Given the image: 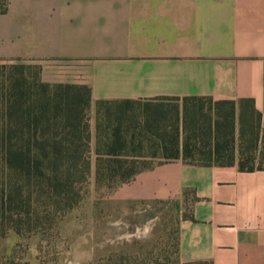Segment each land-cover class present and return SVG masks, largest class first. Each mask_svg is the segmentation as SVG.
<instances>
[{"label": "crops", "instance_id": "obj_1", "mask_svg": "<svg viewBox=\"0 0 264 264\" xmlns=\"http://www.w3.org/2000/svg\"><path fill=\"white\" fill-rule=\"evenodd\" d=\"M12 59L38 65L45 83L90 89L93 155L104 103L164 112L179 154L204 139L186 125L185 99L211 100V142L216 103H235L237 117L250 101L264 128V0H9L0 60ZM131 185L140 201H190L178 224V264H264V169L178 160Z\"/></svg>", "mask_w": 264, "mask_h": 264}, {"label": "trees", "instance_id": "obj_2", "mask_svg": "<svg viewBox=\"0 0 264 264\" xmlns=\"http://www.w3.org/2000/svg\"><path fill=\"white\" fill-rule=\"evenodd\" d=\"M8 5L9 0H0V15ZM210 103L185 99L186 125L198 126L204 139L199 148L187 144L184 154L178 153L176 133L164 131V112L134 114L101 104L106 115L98 126L93 173L90 89L45 83L38 65L0 60V219L16 218L18 225L43 200L76 201L77 184L92 174L97 187L114 189L156 165L178 160L202 167L264 169V128L252 103L241 101L237 117L235 103H216L221 120L213 125L212 142L211 107L204 105Z\"/></svg>", "mask_w": 264, "mask_h": 264}, {"label": "rangeland", "instance_id": "obj_3", "mask_svg": "<svg viewBox=\"0 0 264 264\" xmlns=\"http://www.w3.org/2000/svg\"><path fill=\"white\" fill-rule=\"evenodd\" d=\"M89 165L94 173L91 153ZM132 182L97 187L92 174L77 184L76 201L43 200L18 225L0 219V264H178V224L190 201H140Z\"/></svg>", "mask_w": 264, "mask_h": 264}]
</instances>
